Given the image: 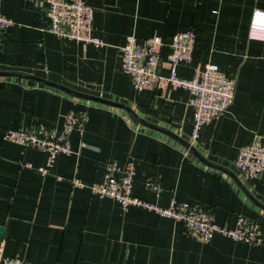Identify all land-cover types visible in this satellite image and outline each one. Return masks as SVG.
Masks as SVG:
<instances>
[{"label": "crops", "instance_id": "1", "mask_svg": "<svg viewBox=\"0 0 264 264\" xmlns=\"http://www.w3.org/2000/svg\"><path fill=\"white\" fill-rule=\"evenodd\" d=\"M94 10L100 46L45 31V7L29 0H0L13 20L0 39V70H18L75 90L129 104L141 117L190 140V93L166 86L136 89L121 70L126 37L162 35L194 27L190 63L177 66L191 78L207 63L235 81L228 111L205 124L194 146L207 159L233 170L237 149L264 134V34L249 25L264 0H86ZM169 47L161 48L159 72L167 74ZM68 109L86 112L82 132L70 135L72 152L38 171L46 154L3 139L7 129H60ZM135 168L133 194L159 206L175 197L210 208L216 223L233 227L239 215L260 222V244L218 233L210 242L190 237L179 222L139 206L121 208L94 194L110 163ZM73 179L83 183L76 186ZM160 185L155 192L144 185ZM264 203V177L241 180ZM0 245L5 255L34 264H264V210L223 171L202 163L166 134L136 122L125 110L74 97L57 88L0 76ZM0 264H4L0 262Z\"/></svg>", "mask_w": 264, "mask_h": 264}, {"label": "built area", "instance_id": "2", "mask_svg": "<svg viewBox=\"0 0 264 264\" xmlns=\"http://www.w3.org/2000/svg\"><path fill=\"white\" fill-rule=\"evenodd\" d=\"M45 7V14L50 23L45 31L58 37L75 40L82 45H102V39L93 32V7L86 0H29ZM13 20L0 11V39L4 29ZM264 12L254 11L250 20L249 35L253 38L263 37ZM197 32L194 27H187L172 33L165 41L162 35L138 37L130 34L120 47L121 70L136 89H158L166 86L182 88L190 95L193 108L190 140L193 143L201 128L212 119L217 118L230 108L235 93L234 79L226 76L214 63L205 64L191 78L178 74L177 66L190 63L196 45ZM169 47L166 56L167 74L159 72L161 48ZM86 124V112L68 109L63 114L60 129L22 128L7 129L3 139L24 147L38 149L46 154V163L37 169L42 174L48 173L55 159L60 154L72 152L70 135L73 131L82 132ZM234 165L241 180L264 177V134H255L250 143L237 149ZM135 168L129 164L120 167L110 163L102 181L91 183V191L100 196L113 199L121 208L139 206L154 211L163 217L179 222L184 231L193 239L210 242L214 234L246 244H260L263 229L255 219L239 215L233 227H225L215 222L210 208L202 203L188 204L173 197L167 206L136 197L133 190ZM72 183L82 186L78 179ZM144 185L155 192H160L159 184L150 179ZM0 262L4 264H34L18 255H5L0 245Z\"/></svg>", "mask_w": 264, "mask_h": 264}, {"label": "water", "instance_id": "3", "mask_svg": "<svg viewBox=\"0 0 264 264\" xmlns=\"http://www.w3.org/2000/svg\"><path fill=\"white\" fill-rule=\"evenodd\" d=\"M0 76H11V77H19V78L32 80V81L41 83L43 85L57 88L77 98H81V99H85L88 101H93V102H97V103H101L104 105H108V106H112V107L125 110L139 124H142L148 128H151V129H154V130H157V131H160L166 134L167 136L171 137L172 139L180 143L189 153L193 154L197 159H199L205 165L216 168L228 174L234 180L237 186L242 190V192L250 199V201L254 203L260 209L264 210V203H262L256 197L252 195V193L247 189V187L244 185V183L241 181V179L236 175V173L233 170L207 159L204 155H202V153L194 146V144L191 141L184 139L183 137L177 135L176 133H174L173 131H171L170 129L166 127L157 125L156 123H153V122H150L144 119L129 104L123 101L110 99V98L103 97L100 95H95V94L75 90L70 87H67L66 85L62 83H59V82H56V81H53V80H50L44 77H40L37 75H33L31 73H27L24 71L0 70ZM3 233H4V227L1 226L0 227V241L2 240Z\"/></svg>", "mask_w": 264, "mask_h": 264}]
</instances>
